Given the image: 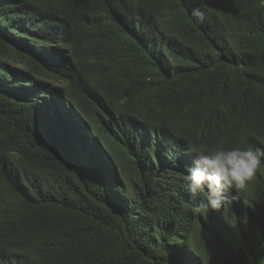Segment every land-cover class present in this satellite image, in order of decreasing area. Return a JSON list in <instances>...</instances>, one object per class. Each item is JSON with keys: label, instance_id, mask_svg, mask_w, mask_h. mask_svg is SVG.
<instances>
[{"label": "trees", "instance_id": "16d2710c", "mask_svg": "<svg viewBox=\"0 0 264 264\" xmlns=\"http://www.w3.org/2000/svg\"><path fill=\"white\" fill-rule=\"evenodd\" d=\"M212 146L264 147V0H0V264H264V159L191 211Z\"/></svg>", "mask_w": 264, "mask_h": 264}, {"label": "clouds", "instance_id": "9594fccd", "mask_svg": "<svg viewBox=\"0 0 264 264\" xmlns=\"http://www.w3.org/2000/svg\"><path fill=\"white\" fill-rule=\"evenodd\" d=\"M206 3V0H198ZM193 16L204 19L206 10L199 7ZM264 159V147L212 146L202 149L186 171L184 187L191 195L203 198L191 208L192 213L205 215L209 210H221L237 197H229L230 190H244L256 175Z\"/></svg>", "mask_w": 264, "mask_h": 264}]
</instances>
